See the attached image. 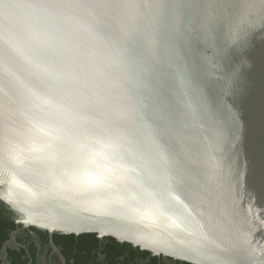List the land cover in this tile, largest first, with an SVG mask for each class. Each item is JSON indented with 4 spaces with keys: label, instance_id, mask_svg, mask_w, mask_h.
Segmentation results:
<instances>
[{
    "label": "water",
    "instance_id": "95a60500",
    "mask_svg": "<svg viewBox=\"0 0 264 264\" xmlns=\"http://www.w3.org/2000/svg\"><path fill=\"white\" fill-rule=\"evenodd\" d=\"M0 204L50 236L264 264V0H0Z\"/></svg>",
    "mask_w": 264,
    "mask_h": 264
},
{
    "label": "trees",
    "instance_id": "16d2710c",
    "mask_svg": "<svg viewBox=\"0 0 264 264\" xmlns=\"http://www.w3.org/2000/svg\"><path fill=\"white\" fill-rule=\"evenodd\" d=\"M16 217L13 212L0 204V248L8 238V231L14 228ZM31 229L46 240L47 232L33 227ZM104 239L108 240L106 247H111L110 249L101 251L105 254L106 264H166L165 261L167 262V260H163L161 257L158 258L157 256L150 255L149 252L133 248L130 244L119 243L109 237ZM52 240L57 246H60L64 241L67 243V249H62V254L66 257L65 264H98L96 261V247L98 246L99 238L96 234H80L77 236L73 234H52ZM77 241H81V243L75 247L74 244ZM35 249V245L31 242L30 247L26 249H11L8 247L6 248V253L10 264H33L32 262L28 263V261H30V257H34ZM69 259H72L71 263ZM168 261V264H188L172 261L171 259H168Z\"/></svg>",
    "mask_w": 264,
    "mask_h": 264
},
{
    "label": "flooded vegetation",
    "instance_id": "af4514ba",
    "mask_svg": "<svg viewBox=\"0 0 264 264\" xmlns=\"http://www.w3.org/2000/svg\"><path fill=\"white\" fill-rule=\"evenodd\" d=\"M17 219V217H16ZM15 225L12 230L8 231V238L3 242L1 248H0V263L1 264H10L8 260V255L6 253V248L11 249H19V248H28L30 247L31 242L35 245V254L34 257H30V261L28 263L33 264H65L66 263V257L62 254V249H67L66 242H62L60 246H57L53 240L52 235L50 236L47 233L46 240L45 238H41L39 234L34 231L33 229L25 228L22 224L17 223L15 220ZM13 235L14 239H10V236ZM108 240L104 238H99L98 246L96 247V253L97 258L96 261L98 264H106L105 262V254H103L101 251L104 249H110L111 247H106V243ZM81 241H77L74 245L77 247L80 245ZM53 245L59 250L60 255L64 259V263H62V260L58 253L53 249ZM113 250V249H112ZM76 251V249H75ZM119 257V256H118ZM160 258L161 256H157ZM166 264H168V258H163ZM70 263L72 262V259H69ZM174 261V260H172Z\"/></svg>",
    "mask_w": 264,
    "mask_h": 264
},
{
    "label": "snow or ice",
    "instance_id": "6c2138e0",
    "mask_svg": "<svg viewBox=\"0 0 264 264\" xmlns=\"http://www.w3.org/2000/svg\"><path fill=\"white\" fill-rule=\"evenodd\" d=\"M243 39V36L242 35H238L237 37H236V42H239L240 40H242Z\"/></svg>",
    "mask_w": 264,
    "mask_h": 264
}]
</instances>
